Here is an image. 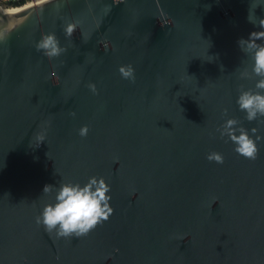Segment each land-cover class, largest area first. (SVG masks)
I'll list each match as a JSON object with an SVG mask.
<instances>
[{"label":"water","instance_id":"obj_1","mask_svg":"<svg viewBox=\"0 0 264 264\" xmlns=\"http://www.w3.org/2000/svg\"><path fill=\"white\" fill-rule=\"evenodd\" d=\"M25 5L0 6V264H264V124L236 103L256 82L237 42L264 0ZM50 33L67 48L52 60L35 48ZM228 118L261 137L256 160L220 138ZM91 176L111 186L107 221L67 239L36 224L45 185Z\"/></svg>","mask_w":264,"mask_h":264},{"label":"clouds","instance_id":"obj_2","mask_svg":"<svg viewBox=\"0 0 264 264\" xmlns=\"http://www.w3.org/2000/svg\"><path fill=\"white\" fill-rule=\"evenodd\" d=\"M258 4L257 6H259ZM59 10L60 5L56 6ZM110 10V9H109ZM248 22L258 27L259 31H253L247 39L238 40L240 50L248 54L253 61L251 71H242L239 74L240 79H256L254 88L245 90L243 85L239 88V96L236 103L239 110L246 113L245 119L248 122L256 121L264 124V18H259L255 12L248 14ZM75 31V25L69 24L65 28V35L70 38ZM3 37H0L2 39ZM84 42L88 37H83ZM259 41V43H258ZM36 50L42 51L43 55L52 60L60 57L67 51L66 47L60 45V41L55 33L44 34L41 39L35 43ZM118 72L122 79L135 82V69L131 64L121 65ZM89 90L98 94V89L94 83L87 85ZM75 116L76 113H70ZM223 116H227L228 109H223ZM258 129L253 127L251 132L257 133ZM89 132L87 125L82 126L78 134L80 137H86ZM220 138L227 137L234 145V151L248 160H256L259 152L257 141L261 139L256 136L255 139L249 135L248 129L241 126V121L235 118H228L225 122L216 128ZM239 133V134H237ZM38 146L45 142L43 136H38ZM48 155V153H47ZM209 161L217 164L224 163V156L219 152H210L207 157ZM118 160V158H114ZM111 186L103 177L91 176L88 181L81 185L80 183L61 182L58 189L53 185H45L43 193L52 194L55 191L54 203L46 204L40 215L35 217L37 225H43L48 233H55L57 238H80L87 236L97 226L107 221L113 214L114 209L110 206L111 200L108 193Z\"/></svg>","mask_w":264,"mask_h":264},{"label":"rangeland","instance_id":"obj_3","mask_svg":"<svg viewBox=\"0 0 264 264\" xmlns=\"http://www.w3.org/2000/svg\"><path fill=\"white\" fill-rule=\"evenodd\" d=\"M14 1V2H19L20 4L18 5H23L27 3H33L37 0H0V5L1 6H18V5H11L9 2Z\"/></svg>","mask_w":264,"mask_h":264},{"label":"bare ground","instance_id":"obj_4","mask_svg":"<svg viewBox=\"0 0 264 264\" xmlns=\"http://www.w3.org/2000/svg\"><path fill=\"white\" fill-rule=\"evenodd\" d=\"M29 3H27L26 5H28ZM25 5V6H26ZM1 6V5H0ZM3 7V6H1ZM24 6L18 7V6H14V7H7L6 9H17V8H23ZM4 8V7H3Z\"/></svg>","mask_w":264,"mask_h":264},{"label":"trees","instance_id":"obj_5","mask_svg":"<svg viewBox=\"0 0 264 264\" xmlns=\"http://www.w3.org/2000/svg\"><path fill=\"white\" fill-rule=\"evenodd\" d=\"M11 5H18V4H20L19 2H14V1H10L9 2Z\"/></svg>","mask_w":264,"mask_h":264}]
</instances>
